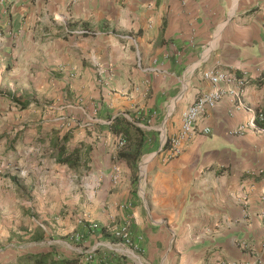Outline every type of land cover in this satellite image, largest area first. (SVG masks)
I'll use <instances>...</instances> for the list:
<instances>
[{"label":"crops","instance_id":"obj_1","mask_svg":"<svg viewBox=\"0 0 264 264\" xmlns=\"http://www.w3.org/2000/svg\"><path fill=\"white\" fill-rule=\"evenodd\" d=\"M205 71L248 81L238 97L219 84V103L166 161L162 138L214 88ZM257 113L264 0H0V264L39 252L75 258L76 234L108 242L123 223L134 256L94 264H264ZM116 117L144 134L136 181L116 157ZM65 135L78 167L56 160ZM91 221L100 232L89 234Z\"/></svg>","mask_w":264,"mask_h":264},{"label":"built area","instance_id":"obj_2","mask_svg":"<svg viewBox=\"0 0 264 264\" xmlns=\"http://www.w3.org/2000/svg\"><path fill=\"white\" fill-rule=\"evenodd\" d=\"M76 34H89V32L78 30L75 32ZM203 79L210 82L214 88L207 92L200 97H198L184 112L181 120V127L179 132L171 137V138H162V146H165L168 143L167 147V153L165 156V160L169 161L173 158L178 157L183 150V144L190 138L192 134L196 131V123L200 116H202L207 108H213L215 107L219 101L221 100L224 90L219 88V84H227V85H234L239 92L236 94V97L240 96L242 94V90H244L245 85L248 81V74L244 73L241 77H235L230 74H226L219 71H205L202 74ZM239 105V104H238ZM256 118L260 121L264 119V116L262 113H257ZM252 127H255L254 122H251L250 124ZM210 130L208 128H204L201 130V133L203 135L209 134ZM236 134H243L244 133V126H241L237 128L235 131ZM118 146H123V141L118 142ZM112 182L117 183L118 182V173H114L112 175ZM89 232L95 233L100 229V226L98 223L93 222L85 226ZM81 236L79 234H76L73 239L76 242H79L81 240ZM111 238L114 240H118V243L111 244L109 242H97L90 250L88 251H80L77 250L78 255H83L85 258V264L87 263H93L95 255L101 251L103 248H107L110 251H114L115 253L118 252V254L121 257L129 258L130 256H134V245L132 243V239L129 233V228L127 223H123L118 228H115L111 231ZM122 246L125 248V250L118 249L117 246ZM82 257V256H81ZM224 264V263H219ZM259 264V263H255Z\"/></svg>","mask_w":264,"mask_h":264},{"label":"trees","instance_id":"obj_3","mask_svg":"<svg viewBox=\"0 0 264 264\" xmlns=\"http://www.w3.org/2000/svg\"><path fill=\"white\" fill-rule=\"evenodd\" d=\"M109 129L118 140L123 141V146L116 151V157L129 165L133 172L134 180L136 181L138 178L137 164L143 146V132L139 128L131 126L130 123L120 117L112 119ZM62 140L63 144L57 150V162L67 165L69 168L78 167L80 165L79 163H81L80 154L75 150L67 153L64 143L68 140V136L65 135ZM166 147H168V143L164 148ZM18 262L24 264H79L80 256L55 259L52 252H39L26 254L18 258Z\"/></svg>","mask_w":264,"mask_h":264},{"label":"rangeland","instance_id":"obj_4","mask_svg":"<svg viewBox=\"0 0 264 264\" xmlns=\"http://www.w3.org/2000/svg\"><path fill=\"white\" fill-rule=\"evenodd\" d=\"M146 158H142V161L143 160H145ZM142 161H141V165H142ZM141 165H140V170H141ZM148 165H149V162H148V164H147V167H146V172H145V180H146V177H147V170H148ZM140 170H139V172H140ZM141 173V172H140ZM71 182H73V180H70ZM141 181H142V184L140 185V192H141V190H143L144 192H143V195L142 196H144L145 197V195H144V193L146 194V183H145V181L143 182V179H142V176H141ZM75 183H77L78 184V182L76 181ZM73 184H74V182H73ZM83 184H84V182H83ZM74 190V189H73ZM83 191H84V195L86 194L87 195V190L84 188L83 189ZM140 196H141V193H140ZM90 223H93L92 221L91 222H84L83 224L86 226V225H88V224H90ZM97 223V222H96ZM99 225V224H98ZM101 229V228H100ZM98 230L99 232L101 231V230ZM88 231V230H87ZM89 232V231H88ZM96 233V232H95ZM95 233H92V232H89V234H91V235H93V234H95ZM111 237V236H110ZM82 239H83V237L81 238V241H82ZM25 240H23L22 242H24ZM79 242L78 244H76V257L77 256H80V255H78V253H77V250H82V251H88V250H90L94 245H95V243H97L98 241H97V239H96V241L95 242H93V243H85V242ZM20 242V241H19ZM108 242L109 243H111V244H115V243H118V240H114V238L112 239H110V240H108ZM21 243V242H20ZM117 248L118 249H121V250H125V248H123L122 246H117ZM82 256V257H81ZM80 256V260H82V264H85V258L83 257V255H81ZM111 257H121L119 254H118V252L117 253H115L114 251H110V250H108L107 248H103L101 251H99L96 255H95V259H94V262L93 263H90V264H94V263H96V262H98L99 260H101L102 258H108V259H110ZM123 259H126V258H124V257H122ZM87 264H89V263H87Z\"/></svg>","mask_w":264,"mask_h":264},{"label":"bare ground","instance_id":"obj_5","mask_svg":"<svg viewBox=\"0 0 264 264\" xmlns=\"http://www.w3.org/2000/svg\"><path fill=\"white\" fill-rule=\"evenodd\" d=\"M148 161H149L148 158H146L145 160L142 161V165H141V176H142V179H144Z\"/></svg>","mask_w":264,"mask_h":264}]
</instances>
